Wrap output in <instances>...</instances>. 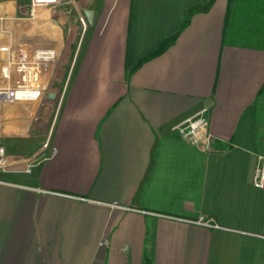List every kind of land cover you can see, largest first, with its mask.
Segmentation results:
<instances>
[{"label":"crops","instance_id":"crops-1","mask_svg":"<svg viewBox=\"0 0 264 264\" xmlns=\"http://www.w3.org/2000/svg\"><path fill=\"white\" fill-rule=\"evenodd\" d=\"M210 1L0 0L1 45L56 53L41 100L0 104V264H264V35L233 24L264 0H216L135 69ZM203 109L208 152L173 130Z\"/></svg>","mask_w":264,"mask_h":264},{"label":"built area","instance_id":"built-area-1","mask_svg":"<svg viewBox=\"0 0 264 264\" xmlns=\"http://www.w3.org/2000/svg\"><path fill=\"white\" fill-rule=\"evenodd\" d=\"M58 0H31L32 8L57 4ZM84 27L85 19H81ZM56 57L54 50H35L30 52L25 45L0 44V104L19 102H38L44 94L40 77L48 64ZM3 65L1 66V64ZM207 109H203L176 125L173 130L208 152L213 149L214 136L207 129ZM49 142L44 147L49 148ZM52 153H57L52 148ZM0 168H6L4 149H0ZM254 186L264 190V156L258 157L253 178ZM196 224L220 229L211 218L201 217Z\"/></svg>","mask_w":264,"mask_h":264},{"label":"rangeland","instance_id":"rangeland-1","mask_svg":"<svg viewBox=\"0 0 264 264\" xmlns=\"http://www.w3.org/2000/svg\"><path fill=\"white\" fill-rule=\"evenodd\" d=\"M233 1H236V0H233ZM239 2H241V3H243V4H240V5H238V9H242L243 7H245V2H247V1H249V0H238ZM252 7V6H251ZM260 7L259 6H256V8H255V11L257 12V13H259V11H258V9H259ZM249 13H251V11H249V12H239V14L238 15H236V17L237 18H249ZM256 13V15H257V17H260V15H258ZM252 17H254L253 15H251ZM230 20H232L231 18H230ZM243 23H247V22H243V20H237V21H235L233 24H234V26H235V30L237 31V32H239L241 35H246V32L245 31H250V32H252V30L254 29V32H256V29H260L255 35H254V37L255 38H257V39H260L261 37L260 36H263L264 35V24H261L260 22H248L247 24H243ZM261 27H263V28H261ZM253 32V33H254ZM51 108H52V111H53V121H52V119L50 120V117H48L47 119H46V127H48L49 125H51L52 123H54V122H56V117H57V111H58V108L55 106V105H52L51 106ZM264 115V114H263ZM263 119H264V117H263ZM51 132V131H50Z\"/></svg>","mask_w":264,"mask_h":264},{"label":"trees","instance_id":"trees-1","mask_svg":"<svg viewBox=\"0 0 264 264\" xmlns=\"http://www.w3.org/2000/svg\"><path fill=\"white\" fill-rule=\"evenodd\" d=\"M216 0H211L208 4L204 5V6H198L196 8H193L190 13L189 16L187 18V20L184 22L183 26L181 27L180 31L173 36L172 38L166 40L162 46L155 52L147 55L146 57H144L142 60H140V62L137 64V66L135 67V69H139L144 63L162 55L163 53H165L169 48H171L175 43L176 40L179 36V34L189 25L191 18L196 14V13H206L208 12L212 6L214 5ZM264 93V86L263 88L260 90V94Z\"/></svg>","mask_w":264,"mask_h":264},{"label":"water","instance_id":"water-1","mask_svg":"<svg viewBox=\"0 0 264 264\" xmlns=\"http://www.w3.org/2000/svg\"><path fill=\"white\" fill-rule=\"evenodd\" d=\"M85 15L87 17L88 22L93 23V16H94L93 11H86ZM51 98H54V95H51Z\"/></svg>","mask_w":264,"mask_h":264}]
</instances>
